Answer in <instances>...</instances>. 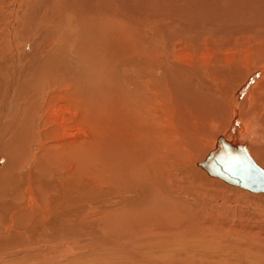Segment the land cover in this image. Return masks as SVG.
I'll use <instances>...</instances> for the list:
<instances>
[{"label":"bare ground","instance_id":"obj_1","mask_svg":"<svg viewBox=\"0 0 264 264\" xmlns=\"http://www.w3.org/2000/svg\"><path fill=\"white\" fill-rule=\"evenodd\" d=\"M136 1L137 8L128 0L117 14L104 17L101 30L108 62L101 63L107 69L101 76L107 87L103 95L87 87V71L75 76L74 69L67 71L63 66L70 61L65 50L73 44L55 32L65 31L69 16L44 11L43 20L37 23L34 14L27 18L36 0L29 4L28 0H0V54L3 50L6 56V62L0 57L2 102L9 96L15 77L24 74L21 89L8 103V125L0 132V166L7 162L0 179L9 182L13 178L16 188L26 196L25 205L40 215L39 219L22 221L29 214H37L23 213L24 208L11 198L12 202L4 200L5 204H0V220L4 221L0 252L21 250L25 253L18 261L21 264H69L74 258L82 262L88 258L85 264H102L99 257L103 250L110 252L114 238L126 245L114 249L131 245L132 250L136 248L129 235V221L121 215L129 217L135 210L133 198L148 193L143 205L135 210L133 221L142 225V217L147 214L170 215L168 221L169 216L158 223L153 219L164 227H145V233L165 243L178 240L189 246L184 249L191 256L189 264H264V191L237 184L244 177L241 174L229 170L230 174L227 169V174L236 178L231 182L204 166L214 156L227 154L219 149L223 141L234 145L232 150L245 151L264 173V33L250 30L249 25L234 28L228 22L218 31L207 28L212 32L208 34L197 22L193 26L178 19L182 8L176 0H170L166 7L163 0L157 6L154 4L158 0ZM77 3L80 4L77 0H63L64 10L76 9ZM25 18L33 25L24 37ZM175 21L189 26L188 32L180 31ZM209 23L212 25V21ZM86 26L91 34L97 33L91 19ZM218 33L225 38L220 40V35L215 36ZM12 37L17 48L10 52L6 41ZM26 38V42H33L28 52L19 46V40ZM76 42H84L86 50L89 43H95L88 35ZM86 59L85 53V63ZM114 69L117 80L111 75ZM117 137L126 151L122 164L116 159L122 152H117L112 141ZM16 138L29 139L36 151L44 150L30 155L20 152L12 157L13 146L31 149L14 145ZM90 140L96 144V155L113 157L90 161L89 155L77 148ZM52 148L62 155L76 150L84 174L99 171L101 166L118 173L110 176L108 184L99 185L84 178L79 168L68 165L70 173H81L82 181L77 186L60 175L59 168L66 162ZM129 154L130 162L140 156L135 169L143 172V179L126 166ZM112 160V166L108 165ZM193 170L196 173L185 176V171ZM124 178L126 183H120ZM257 181L264 185V176ZM149 195L153 197L151 204L146 200ZM119 200L130 202H112ZM144 200L148 204L144 205ZM107 202L111 203L106 205ZM70 203H76L75 210ZM253 206L261 210L250 209ZM89 207L93 208L85 211ZM75 211L77 214L71 216L70 212ZM198 215L201 217L196 218ZM117 220L126 227L116 225ZM44 227L49 234L38 235ZM89 240L92 245L87 244ZM234 244L238 247L232 248ZM90 251L94 255L89 256ZM66 252L71 255L66 257ZM108 261L116 263L115 257ZM130 263L135 264L127 261ZM168 264H173L172 257Z\"/></svg>","mask_w":264,"mask_h":264},{"label":"rangeland","instance_id":"obj_2","mask_svg":"<svg viewBox=\"0 0 264 264\" xmlns=\"http://www.w3.org/2000/svg\"><path fill=\"white\" fill-rule=\"evenodd\" d=\"M31 1L32 0H28V4ZM77 1H79L80 4L77 3L76 9L64 10L63 0H36V2L33 3V6H32L33 9L34 8L35 9L33 10V12L29 9V12L27 13V18L30 14H32V15L34 14L32 16L33 20L35 22L39 23L40 21L43 20L42 16H43L44 11L46 13H51L54 16L58 15L59 17H62L64 14L69 16L68 27L65 29V31H63V33L55 32V34L62 36L64 39L68 40L70 43L73 44V45H71V47L69 49L65 50L66 54L68 55V59H70V61L67 60L66 63H64V61H63V63H64L63 66L67 68V71H71L72 69H74L76 72L75 76H77V74L79 72L83 73V72L87 71V73H84V79H85V82L87 84V87L93 88L95 91H100V92H102L100 94L105 95V93L107 91V87L102 84L101 76L107 71V69H103L104 66L101 63L104 61L108 62V60H107L106 54H104L107 51L105 49V35H104L103 31L101 30L102 24L104 23V17L108 13L117 14L118 10L121 7V4L124 5L128 0H77ZM169 1L170 0H163V2H165L164 3L165 7L169 3ZM176 1L179 3V5L181 4L180 7L182 8L179 10L177 9L178 11L181 12V17H178V19L182 18L183 24L189 23V25H193V26L200 24L202 27L204 26V28L206 29L205 32L208 31V34H212V32H210L212 30L218 31V29L221 30V29H223V27L226 28V26H228L227 25L228 22H229V24L231 23L230 26H233L234 28L237 27L238 25H249L250 28H252L250 30L258 31V33L259 32L264 33V0H252V2H251V0H222V2H221V0H212L213 3L211 0H200L201 3L198 0H176ZM159 2H160V0H158L154 5L157 6ZM132 3L134 5L133 7L137 8L139 2L136 0H131V4ZM195 3H197V5ZM126 6L129 9H131L130 5L127 4ZM223 6H224V8H223ZM131 7H132V5H131ZM219 7H221V8H219ZM197 8L198 9L201 8V9L198 10ZM242 9H245V10H242ZM195 10H198V11H195ZM185 11H187L188 14H186ZM197 12L199 13L198 17H197ZM176 15L178 16L179 14H176ZM15 17L16 16H14V19L16 20L17 17L16 18ZM27 18L24 19V23H23V28L25 29V32L23 33L24 37L29 33V31L33 25V23L31 24V21L27 20ZM90 19L95 23V25L97 27V29H95L97 31V33L95 35L91 34L89 31H92V30H90L86 26V23L89 22ZM241 19H242V21L239 22V20H241ZM16 21H18V19ZM211 21H212V23H211L212 25H207V23L210 24L209 22H211ZM193 22H194V24H193ZM195 23H196V25H195ZM175 24L178 25L177 28L180 31L183 30L182 32H188L189 26L181 25V23H177V22ZM179 24L181 26H179ZM14 28H12L11 31L14 30V32H15L16 30ZM207 28L210 31L207 30ZM11 34H12V32H11ZM87 35L92 37L94 39L95 43H89V45L87 46V50H86V45L83 43L84 42L87 43L88 39L85 40L83 43H77L76 41L79 37H85ZM99 35H100V38H99ZM205 35H206V33H205ZM217 35H220V37H218L220 40H223V38H225V35L223 33H218L215 36H217ZM222 35L224 37H222ZM27 38L29 39V37H27ZM27 38L23 39V40H19V43H20L19 46H21L22 50H24V51L27 50L26 52H28L33 45V42H31V41L26 42ZM6 42L8 44V47H7L8 50L10 52L15 51V47L17 44H16L15 40H13V37L10 39H7ZM96 42L99 43V45L96 44ZM11 48H13V49H11ZM85 53L87 56L86 63L84 61L85 60ZM0 57H2V59H1L2 62H6L5 61L6 56L3 52V50L0 54ZM117 73L118 72L114 69L111 72L112 78H114V76H116ZM258 73L260 74V72H258ZM98 74H99V76H98ZM16 77H15V81H14V84L12 86V89L9 93V96H7L5 98L6 101L2 102L0 99V132L4 131L5 126H7L8 122H9V120H7L8 117L6 114L7 108H9L8 103L12 102V99L14 98L17 91L19 89H21V87H20L21 82L22 81L24 82V74L23 73L21 75L18 74ZM6 79L9 83H11L10 79H8V78H6ZM116 80H117V76H116ZM159 116H162V113ZM90 123H91V125L93 124L92 121H90ZM93 130H94V128L91 129V131H93ZM6 131H7V129L5 130V132ZM93 138L95 140L98 139V135L93 134ZM120 140L121 139L119 137L112 139L113 143L117 147V152H119V151L122 152V155L119 156L118 158H116V159H118L120 164H122L124 162V159L126 156V151L122 149L123 142L121 145ZM13 144L14 145H21L22 144L21 146L24 145L25 147H28L31 149L30 150H23V149L16 148L15 146H13L12 157L18 156V154L20 152L25 154V155H30L32 152L39 153L41 150H44L42 148L40 151H36L35 147L31 144V140H29V139H26L25 141H21L19 138H16L15 142ZM95 147H96V144H95L94 140H90V141L81 143L80 145H78L77 148L80 149L84 155H89V157L91 158L90 161L102 160V159H107V158L113 157V156H107L104 153H102L100 155H96ZM52 149H53V152L57 156L62 157L66 162L65 165H61V167L59 168L61 171L60 175L62 177H65V178L73 181V183L75 185L79 186L81 181H82L81 180V173L80 172L70 173L66 168L68 165H71L72 166L71 168H79L81 170V172L83 173L81 165L77 161L78 159H80L77 151L72 150L70 153L62 155L58 149H56V148H52ZM75 153H77V155ZM130 157H131L130 154L127 155V157H126V162H128L126 164V166L135 170L137 172V174L143 179V172L137 171L135 169V166L139 162L140 156L136 155V159H137L136 162H130ZM35 158L37 159L38 156H36ZM30 161L31 160H29V161L27 160V163ZM112 163H113V160L107 164L112 166ZM6 165H7V162H4L0 166V172H2L3 170L6 169ZM110 166L108 168H110ZM82 167L85 168V166H82ZM102 170H103V166H101V169H99V171H91L90 170V173H87V174L83 173L84 178H91V179H93V181L95 183H98L99 185H106L109 182L110 176H113V175L118 173L117 170H112L113 172H108L107 170L102 171ZM23 171H24V169H23ZM191 172L196 173V171L193 170V171H188V172L185 171L184 174H185V176H187L188 174L191 175V174H193ZM172 176H173V178L176 177V174H174L173 171H172ZM126 181H127V179L124 178L122 181H120V183L125 184ZM133 181L137 182V180H134V179H133ZM15 185H16V181L13 178L9 182H7L6 179H4V178L0 179V204H5L4 200H8V201L12 202L10 200V198H11L14 200V202L17 205H20L21 207L24 208L22 210L23 213L31 212L33 215L37 214L35 216H32L31 214H29L28 217L23 219L22 221H25V220H28V219H31L34 217H37V219H39L40 218L39 212L34 211L31 206L25 205L26 204V196L24 194H22V190L16 188ZM120 188H125V187H120ZM127 188H129V187H127ZM18 190H21V191L19 192ZM179 190L182 191V189H179ZM13 191H15L14 195H11ZM146 195H148V193H145V195H142L141 197L133 198L132 204H134L135 210L143 205L142 201L146 197ZM149 196L146 200L149 199L148 201L151 204L150 200H151V198L153 199V197H152V195H149ZM218 197L223 198V196H218ZM42 199L44 202L46 201L45 198H42ZM216 199H217V197H216ZM146 200H144L145 201L144 205L148 204V201H146ZM210 200H212V197L210 198ZM217 201H218V199H217ZM112 202H115L117 204H123V202H130V201L129 200H119V201H112ZM219 202L221 203L222 200H220ZM109 203H111V202H107L106 205H109ZM213 203L216 204L217 206L219 204L218 202H213ZM68 205H70L75 210L76 203H70ZM222 205L227 207L226 202H222ZM93 207H89V208L85 209V211L90 210ZM247 208H249V206H247ZM151 209H154V208H151ZM250 209L256 210V209H260V208L253 206V207H250ZM135 210H133L130 213V216L127 218L124 216V214L121 216L129 221V225L132 228V232H130L129 235L133 236V240L135 241L134 245L136 246V248H134L132 250L133 246L131 245L128 248L126 247L124 249H122V248L121 249H114L116 247L126 246L125 242H120L119 240L114 238L116 241L113 243L111 248L109 247L110 249H108V250L110 252L105 253V251L103 250L102 256L101 257L98 256L99 260L101 259V263L102 264H109L108 260H111L113 257H115V259H116L115 264H127V261H131V260H133L135 262V264H164V263L168 264L169 259L172 257L173 264H182V261L189 264V261H191V256L188 255L184 251V249L186 247H189V246H186L185 244L181 243L180 241L178 242V240L176 242H173L172 240H170V241H167V243H165V240L159 241V238L151 236V235H148V237H147V234L145 233L146 229H154V228H157L160 226V225L155 224L154 223L155 221H156V223H158V220L167 219L168 216L169 217L166 221L171 220L170 215L161 214V213H157V214L155 213L156 215L155 214H153V215L147 214V215H145L146 217H144V216L142 217L144 219V221L141 220L143 222L142 225H138L133 221V218H135L137 215ZM119 211H120V209L118 208L117 212H119ZM181 213H183V212H181ZM70 214H71V216H74L77 214V212L76 213L70 212ZM201 215L203 216L204 214H201ZM201 215H198L195 217L199 218V217H201ZM157 216H159V217H157ZM159 218H161V219H159ZM145 221H147V222L145 223ZM176 223H177V221H176ZM144 224L146 226H144ZM116 225L126 227L125 224L123 225L121 220H119ZM147 226H148V228H147ZM176 226H178V225H176ZM3 227H4V221H3V219H1L0 220V232H1L0 236L2 234ZM145 227H146V229H145ZM160 227H164V226H160ZM105 229H106V231H108L109 228H105ZM142 231H144V232H142ZM38 233H39L38 235L43 234L44 236L49 234V232L47 230H45V227H44V230H40ZM110 233H112V232H110ZM144 235L147 239L144 237ZM109 237L113 238L112 236H109ZM138 239H140V240H138ZM238 240H240V239H238ZM77 242L78 241L75 240V243H77ZM130 242H131V239L129 238L128 241L126 242V244L129 245ZM142 242H144V243H142ZM28 243H30V242L28 241ZM171 243H172V245H171ZM87 244L92 245L91 240H89V242ZM156 244H158V245H156ZM159 244H160V246H159ZM141 247H143L144 250ZM179 247H180V249H179ZM237 247L238 246L236 244H234L232 248H237ZM124 250H126V252H123ZM154 250H156V251H154ZM166 250H167V252H166ZM175 251L177 253H175ZM146 252H148V254H146ZM64 255L66 257H68L71 254H67V252H66ZM73 255H75V254H73ZM92 255H94V254L90 251L89 256H92ZM23 256H25V253L19 249H16V251L3 250L0 252V264H21L18 261ZM152 257H153V259H152ZM186 258H188V259H186ZM87 261H89L88 258L84 262L74 258V260L69 264H85ZM88 264H91V263L89 262ZM130 264H133V263H130Z\"/></svg>","mask_w":264,"mask_h":264},{"label":"water","instance_id":"obj_3","mask_svg":"<svg viewBox=\"0 0 264 264\" xmlns=\"http://www.w3.org/2000/svg\"><path fill=\"white\" fill-rule=\"evenodd\" d=\"M220 145V151L227 152V154L223 157L214 156L215 158H211L212 163L211 159H209V163L205 162L204 166H208L211 173L221 174L231 182L234 181L233 179L235 177L229 176L227 174V169L228 172L230 170L235 173L241 174L244 177L243 179L239 180L237 184H241L248 189H258L264 191V185L261 183L260 185L258 183L259 181H257L264 176V173L254 164L253 159L248 156L245 151L241 150L240 152H237L236 150H232V147H234V145L229 142L221 141L219 146Z\"/></svg>","mask_w":264,"mask_h":264}]
</instances>
